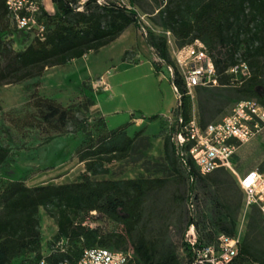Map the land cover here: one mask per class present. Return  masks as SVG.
<instances>
[{"label": "trees", "instance_id": "16d2710c", "mask_svg": "<svg viewBox=\"0 0 264 264\" xmlns=\"http://www.w3.org/2000/svg\"><path fill=\"white\" fill-rule=\"evenodd\" d=\"M37 1L42 6L40 22L45 27L44 38L24 33L32 41L23 50L15 51L13 41H6L5 37L12 29L18 30L8 18L6 0H0V87L38 80L26 87L30 91V110L23 115H9V122L22 136L37 132L39 146L58 137L81 134L83 140L74 156L85 170L77 182L36 187L28 186L24 178L0 177V264H39L42 260L49 264H79L87 250L124 251L129 255L126 264H190L194 257L190 246L184 242V258L181 257L167 234L170 214L175 209L188 200L195 208L198 184L212 187L220 195L218 206L223 214L216 222L219 231L210 230L207 236L199 232V243H215L221 234L233 237L244 204L239 181L225 168L202 176L191 159L188 167H184L172 136L181 128L180 118L184 124L192 120L194 108L200 127L205 129L232 104L251 99L264 107V0H163L157 15L145 11L156 26L173 35L179 48L197 40L204 43L214 62L217 86H198L194 98L188 95L171 58L167 38L147 32L145 43L160 60L152 62L154 73L160 76L162 63L172 68L174 75L170 80L181 95L163 144L164 160L173 174L98 181L92 177L109 175L114 163L132 157L139 141L150 139L145 135L146 129L132 137L128 132L132 123L112 130L103 115L93 123L81 118L80 114L90 112L96 105L86 82L83 89L88 95L83 101L64 106L41 95L39 80L50 69L66 67L110 46L129 28L144 29L135 9L139 0H129L130 6L112 0L103 4L99 0H86L83 5V0H51L53 14L45 9L42 0ZM130 54L131 51L125 52L124 62ZM240 62L248 65L249 77L230 73ZM142 119L154 122L160 116ZM12 153V147L0 144V170ZM185 185L187 189L183 190ZM43 210L57 227L54 239L45 245ZM98 218L110 222L114 228L107 232L101 226L93 227L91 223ZM262 229L264 215L253 207L239 263L264 264V248H260L258 240ZM45 246L47 254L43 252Z\"/></svg>", "mask_w": 264, "mask_h": 264}, {"label": "rangeland", "instance_id": "374dc122", "mask_svg": "<svg viewBox=\"0 0 264 264\" xmlns=\"http://www.w3.org/2000/svg\"><path fill=\"white\" fill-rule=\"evenodd\" d=\"M110 1V0H104ZM118 4L130 6L129 0H112ZM86 0L81 2L83 5ZM43 3V1H42ZM163 0H139L138 11L144 29L132 27L122 38L100 52L89 55L73 65L56 70L50 69L41 81L40 93L44 97L53 98L64 106L77 105L83 101L88 92L83 89V83L92 89L91 96L99 105V110L105 115L108 127L116 130L119 127L133 123L134 118H150L160 116L159 120L150 122L142 119L143 126L131 125L129 135L134 136L142 127L146 129L150 139L137 143L135 151L129 160L116 162L111 166L109 175L92 177L93 180H124L137 178H157L171 176L164 160L163 144L170 133L178 107V95L171 83L173 69L162 63V73L156 76L152 62L160 63L155 52L145 43V34L149 31L167 38L171 58L179 73L183 68L176 60L175 53L179 49L173 35L167 30L156 26L148 11L155 16L162 9ZM47 11H52L50 3H43ZM13 41V49L21 51L32 39L14 29L5 37ZM187 47V46H186ZM185 48V47H184ZM126 51H131L127 62L123 61ZM140 61L138 64H134ZM38 80L17 85L0 87V144L13 148L12 157L1 170L0 177L12 180L26 179L28 186L36 187L47 184L73 183L80 180L84 165L80 164L74 154L83 140L81 134L67 135L54 139L45 146H39L37 132L22 136L9 122V115H23L30 110L28 106L30 91L27 85ZM106 83V84H105ZM109 86V87H108ZM108 89V90H106ZM194 106L197 102L194 99ZM236 104H232L223 113L216 115L214 123L221 122L228 116ZM95 105L90 112L80 114L81 118L93 123L102 113ZM197 110V109H196ZM143 128V129H144ZM155 134V135H152ZM32 146L31 150L24 148ZM232 175L237 183L240 177L254 170L264 172V130L247 143L241 145L232 159ZM187 189V185L183 190ZM198 201L195 208L188 200L182 207L170 214V229L167 239L174 243L184 258L185 235L189 231V222L196 224L199 235L207 236L210 230L218 232V219L223 217L219 208L220 195L212 187L195 186ZM164 200V196L161 197ZM165 201V200H164ZM44 244L53 240L57 227L55 221L42 211ZM250 211L241 210L236 231L242 230L244 235ZM93 227L101 226L105 231L112 230L110 222L97 219L91 223ZM259 243L264 248V229L261 230Z\"/></svg>", "mask_w": 264, "mask_h": 264}, {"label": "built area", "instance_id": "2783aa9c", "mask_svg": "<svg viewBox=\"0 0 264 264\" xmlns=\"http://www.w3.org/2000/svg\"><path fill=\"white\" fill-rule=\"evenodd\" d=\"M98 2L105 3L104 0ZM6 8L8 18L19 32L32 38H44L45 27L40 22L42 6L37 0H6ZM175 57L183 68L179 74L188 95L194 98V89L198 86H217L214 62L203 42L197 40L177 50ZM230 73L249 77L251 72L245 62H240ZM174 89L181 99L178 89ZM179 122L181 128L172 136V143L184 167H188V159H191L202 176L221 168L234 172L231 163L239 147L264 130V107L256 100L241 101L221 122L205 129L199 125L195 108L188 124L181 118ZM239 184L244 193L243 210L251 211L257 207L264 215V172L251 171L239 178ZM243 238L244 233L240 230L233 237L221 234L215 243L200 244L197 228L191 224L185 237L194 256L190 264H250L238 262ZM128 257L124 251L87 250L79 264H126ZM39 264L49 263L42 260Z\"/></svg>", "mask_w": 264, "mask_h": 264}, {"label": "crops", "instance_id": "0c3cea01", "mask_svg": "<svg viewBox=\"0 0 264 264\" xmlns=\"http://www.w3.org/2000/svg\"><path fill=\"white\" fill-rule=\"evenodd\" d=\"M43 1V3H47V2H49L50 3V6H51V8H52V11H48L50 14H53L54 12H55V9H54V5H53V3H52V1L51 0H42ZM44 5V4H43ZM44 7H45V5H44ZM45 9H46V7H45ZM46 10H49V9H46ZM131 28H129L120 38H122L129 30H130ZM119 38V39H120ZM103 49H105V48H103ZM103 49H101V50H99L98 52H100V51H102ZM94 53H97V52H94ZM94 53H92V54H94ZM91 55V54H90ZM89 56V55H88ZM87 56V57H88ZM86 57V58H87ZM83 59H85V58H83ZM83 59H80V60H83ZM76 61H78V60H75V61H73L72 63H70L68 66H71V65H73ZM140 62V61H139ZM68 66H66V67H68ZM56 69H58V68H54V69H52V70H56ZM152 69H153V67H152ZM153 71H154V69H153ZM106 84V83H105ZM109 87V86H108ZM106 90H108V89H106ZM96 105L98 106V110H99V105H98V103H96ZM100 111V110H99ZM101 112V111H100ZM102 113V112H101ZM102 115L105 117V115L102 113ZM106 119V118H105ZM133 125H136V126H143V121H142V119H137V118H134V120H133V123H132ZM144 127H142L140 130H142ZM139 130V131H140ZM139 131H137V132H139ZM129 132V131H128ZM136 132V133H137ZM145 135H150V134H148L147 132L145 133ZM152 135H155V134H152ZM133 137V136H132ZM163 154H164V152H163ZM43 231V230H42ZM46 243H47V241H46ZM45 243V244H46ZM44 244V245H45ZM43 252H44V254H47V249H46V246L44 247V249H43Z\"/></svg>", "mask_w": 264, "mask_h": 264}]
</instances>
